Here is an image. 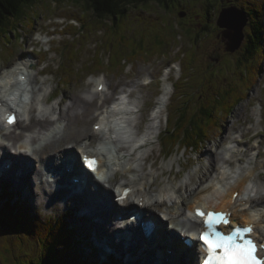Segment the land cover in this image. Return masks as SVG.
I'll return each mask as SVG.
<instances>
[{
    "label": "rangeland",
    "instance_id": "obj_1",
    "mask_svg": "<svg viewBox=\"0 0 264 264\" xmlns=\"http://www.w3.org/2000/svg\"><path fill=\"white\" fill-rule=\"evenodd\" d=\"M216 1L215 10L210 8V4L206 10L205 0H177L168 6L158 1H151L134 8L112 24L113 21L108 19L105 21H98L95 17L92 19V13L82 6H76L74 0L66 2L41 0L27 10L26 17L18 20L13 30L1 35L0 67L7 68L15 64L21 56L34 63H37L40 57L45 59L41 64H46L47 67L40 75L53 77L55 84L53 99L58 98L61 101L65 96L61 105L64 109L66 105H71L76 96H81V92L87 91L83 81L88 75L103 74L111 84V91L108 94L109 97L111 96L108 98L109 103L117 99V94L122 89H127L131 91L133 101L141 106L140 112H136L133 117L134 122L129 125V130L135 134H139L145 127L148 129L152 127L153 112L150 110L160 100L159 93L165 86L167 73L164 68H172L171 95L165 101L166 107L163 108L165 110L161 118V126L158 127L160 134L157 138L149 140L141 149L136 150V156L130 164L134 163L135 166L138 164L140 170L144 165L148 169L152 165H157V173L160 174L157 183L168 181L170 176L177 185H182L190 176H193V182H197L200 176H203V172L213 169L209 164L208 155L211 150H218L216 144L218 148L223 144L225 127L228 128L227 134L232 135L233 138L236 136L239 139V135L243 136L241 145L248 149L244 158L248 160L255 156L259 163L264 164V40L261 50L253 57L250 54L243 56L242 51L246 41L236 52L228 51L223 37L220 36L222 31L216 24L218 13L232 5L248 9L251 20L262 21L264 24V0ZM209 8L213 13L211 20L206 18L210 14ZM203 9L206 12L202 13ZM182 10L187 12L186 16L180 15L179 12ZM82 19L86 20V28L81 27ZM201 22L210 23L212 32L207 39L199 43L200 45L194 47L184 27L194 23L199 25ZM40 30L55 33L51 37L53 41L49 44L48 51L40 50L41 43L34 45L32 42V40L39 42L35 37L36 32ZM245 31L249 34V26ZM158 43L160 45H155ZM142 46L144 51H141ZM153 46H156L155 50L152 49ZM135 47L138 49L134 52H137L136 56L132 53ZM247 56L252 59L247 60ZM174 60H177L174 65L178 66L179 72L170 64ZM239 60L244 65L252 64L250 71L247 67H239L237 64ZM145 75L149 77V81L153 80L150 84H143ZM184 75H187L185 80ZM180 85L182 88H179ZM182 92L184 95H181ZM214 94L221 98L225 96L230 103H233L230 107L231 110L233 109L231 113L228 111L219 116L217 126L212 127L208 140L198 149L175 146L172 148V154L167 153L169 146L164 145L163 131L175 125L178 118L176 107L182 108L186 105L188 112L202 105L208 107L213 103L211 97ZM239 94L243 98L237 101ZM99 97L95 99L96 102L102 99ZM81 112V115L84 114L85 109L81 108ZM95 120L97 119L94 116H88V119L80 121L83 130H88L85 131V136L93 141L97 138L100 140L103 135L93 132ZM17 128L18 133L23 130L22 125ZM259 133L261 135L257 136ZM228 143L226 142L224 146L229 145ZM258 151L261 155L259 157H257ZM59 161L60 156L57 158V163ZM259 173L263 175L260 180ZM118 177L121 178L120 175ZM254 178L256 184L264 182V166L259 167ZM116 181L118 180L114 179L112 187ZM197 185L192 184L193 187ZM4 191L11 195V199H7L4 194L0 195V264H43L44 252H47L48 246L50 248L47 241L52 242V234L57 232V221L60 225L66 221L71 229L72 235L67 240L71 245L65 239L62 241L64 246L66 244L71 246L66 251L70 259H81L85 264H123L118 260L119 256L109 258L107 254L103 252L101 254L92 247L85 234L88 233V228L93 229V227H89V221L80 215L83 206L78 205V209L75 207L76 204H66L64 199L59 208L47 202L43 205L34 204L33 198H30L26 204L11 189L6 187ZM7 201L14 204L13 207L10 205L7 208ZM75 202L79 204L77 200ZM33 205L35 207L30 208ZM34 217L48 219L40 233L36 232L35 228L29 229L28 222ZM44 243H47L46 247ZM9 257L10 261H8ZM135 261H139L138 257ZM131 262L134 263L132 260Z\"/></svg>",
    "mask_w": 264,
    "mask_h": 264
},
{
    "label": "bare ground",
    "instance_id": "obj_2",
    "mask_svg": "<svg viewBox=\"0 0 264 264\" xmlns=\"http://www.w3.org/2000/svg\"><path fill=\"white\" fill-rule=\"evenodd\" d=\"M15 22L17 23V21ZM34 64L36 62L32 65ZM103 82L106 83L107 91L96 93L91 101L82 99L81 96H76L66 109L61 107L65 99L60 101L58 106L59 120L64 124V128L62 131L54 128L52 134L49 135L51 138L42 147H31L28 140H23L24 133L27 131L35 133L37 140L46 138L44 137L46 131L52 128L50 121L36 120V122H33L32 120L27 127L22 126L23 130L20 133L17 132V127L21 125L20 121H18L17 127L13 126L14 130L11 133L6 132L7 134L4 132L3 124L0 122V139L7 141V143L0 144V172L3 179L16 189L17 197L22 198L26 204H28L30 198H33L34 204L40 203L43 205V203L47 202L56 208L61 207L63 197L67 196L69 192L63 187L56 189L55 183L63 185L67 181V175L59 176L55 182L50 181L49 176L59 168L57 163L58 156L72 155L78 162L79 152L77 149H81L83 153L90 152L89 148L92 140H88V137L85 136L88 130L86 129V132L83 130L84 128H82L80 123L82 119L86 120L88 116H94V118L97 117L98 119L101 114H104L100 121H105V118H108L107 128L114 133H116L115 128L124 127V122H126L125 114L130 109L128 104H121L118 110L113 109V111L107 112L108 109H102L100 114L96 112V110L103 108L104 104L99 107L95 99L99 96H101L99 98L106 99L111 97L108 95L111 91V84L108 82L107 77H104ZM169 95V92L164 95L163 105L166 104L165 101L169 99ZM81 108L85 109V113L82 115ZM143 121H140V123ZM151 128H154V126ZM224 132L223 144L219 148L218 144H216L218 152L211 150L208 155L209 164L213 169L203 172V176H200V180L197 182H193V176H190L184 180L182 185L175 184L171 176L168 181L164 183L159 181L157 183L156 180L160 176L157 173V165H152L150 169L144 165L140 170L137 167L138 164L136 166L134 163L130 164L136 156V149L133 150L132 146L128 145V141L125 140L126 137H119V139L118 137L110 136L112 134H109V132H105L103 134L105 136L104 142L109 144V146L104 144L103 147L113 150L115 146L112 143H115L118 148V156H116L115 161H120L116 165L120 164L123 168L121 167L118 171L113 172L112 166L107 159L106 167L103 169L106 172V176L101 181H98L94 174L93 176L85 177L86 185L94 183L95 179L98 181L96 182L99 185L97 192H93V190L87 191L86 187H84L82 195H70L65 202L66 204H76L75 207L78 209V205L84 207L83 210L86 213H81L80 215L83 219L86 218L89 221V227H93V229L88 228V233L85 234L92 247L98 252H103L104 250L106 253H112L110 257L118 254V260L123 264H192V259L186 258L187 249L182 241L183 238H192L195 241L194 255H197V251L199 253L201 244L196 234L203 229V225L199 220L192 219L194 209L199 205L214 209H233V217L239 222H255L259 237L264 239V237L260 236L261 230L264 229V182L261 181L256 184L254 178L259 167L261 165L264 166V164L259 163L255 156L248 160L244 158L248 153V149L243 148L241 145L242 135H239V139L236 136L233 138L232 135L227 134V127H225ZM226 142H229V149L224 146ZM35 143L36 140H33L32 144ZM84 144H87V146H84ZM225 148L227 149L226 152ZM228 152H230L231 156L228 155ZM35 160L37 163H35ZM10 162H12L10 168L5 166L6 163ZM47 164L54 171L45 172ZM82 164L84 163L82 162ZM78 169L82 171L83 168L78 167ZM262 176V173H259L258 179L260 180ZM114 179L118 181L112 187L111 184H113ZM106 183L109 185L107 186ZM192 184L198 185L193 187ZM126 186L134 188L131 196L135 195L134 198L139 200V203H145L146 200L151 201V205L143 207L145 209L142 210L157 226L156 239L150 244L145 240L142 244L140 235L128 244L123 241H117L113 236L118 228L116 223L112 222L113 213L115 211L121 213L130 205V197L122 204L115 199V196L118 197L120 191ZM183 188L185 189L184 192ZM116 190L119 193L116 194ZM236 191H239V197L233 199V194ZM96 197L101 198V204L97 202ZM76 200L79 204L75 202ZM174 206L175 208H173ZM129 207L132 206L130 205ZM109 222H112V226L108 224ZM133 226L135 225L133 224ZM91 233L93 236H91ZM170 236H173L171 242H169ZM166 249H171L172 252L169 253ZM136 257H138L139 261H135ZM166 257H169V259H165Z\"/></svg>",
    "mask_w": 264,
    "mask_h": 264
},
{
    "label": "trees",
    "instance_id": "obj_3",
    "mask_svg": "<svg viewBox=\"0 0 264 264\" xmlns=\"http://www.w3.org/2000/svg\"><path fill=\"white\" fill-rule=\"evenodd\" d=\"M39 1L41 0H0V37L5 32L8 33L11 30H13L16 27L15 21H18L21 18L26 17L27 10L29 8H33L35 4H37ZM56 1L66 2L69 0H56ZM151 1H158L160 4L162 3V5L164 4L168 6L171 5L172 2L175 3L177 0H172V2L170 0H78V1L74 0L76 6H82L83 8L86 9V11L92 13V19L93 17H95L96 20L98 21L100 20L105 21L108 19L110 21H113L112 24H114L115 21L120 20L123 16H126L127 13L134 10V8H139L140 5L150 3ZM215 1L216 0H205L206 10L209 4H210V8L215 10V8H217V6H215L217 4V1L216 2ZM210 8L208 9L210 14L206 17L207 20H211L212 18L213 13L212 10L210 12ZM206 10L203 9L202 13L206 12ZM179 13H186L187 15V12L185 10H182ZM82 21L83 24L81 27L86 28L87 27L86 20L82 19ZM250 26H251L250 31L247 36V39H245L246 42L243 46L242 52H243V56L250 54L251 57H253L254 54L258 53L262 48L261 46L264 40V24L262 21L258 22L257 20L252 19L250 22ZM184 29L186 34L188 35L190 42H192V45L195 47L197 45H200L199 43L202 40L208 38L207 36L210 35V32H212L211 31L212 25L210 23L201 22L199 23V25L198 23L189 24V26L188 27L185 26ZM177 40H175V43H177ZM155 45H160V43ZM152 49L155 50L156 46H153ZM136 50H138L137 47H135V50L132 51L134 56L137 55L136 54L137 52L134 53ZM142 50L143 51L145 50L143 49V46L141 51ZM144 53L146 54V52ZM248 59H252V58H249L247 56V60ZM237 64L239 67L241 66L247 67L249 71L252 65V64L248 65V63H245L244 65L241 62V60H239ZM186 77L187 75H184L183 79L185 80ZM179 88H182V85H180ZM183 93L184 92H182L181 95H184ZM241 96L239 94L237 101H239L240 98H243ZM211 99L213 103H210L208 107L207 106L204 107L202 105L200 108L197 107L194 111L191 112H188L187 110L188 107L186 105H184L182 108L176 107V110L178 111V118L174 123L175 125L165 132L163 138L165 147L169 146L167 153L172 154L173 153L172 148H174L175 146H179V148H186V149H198L201 146V144L205 143L206 140H208L209 133L212 127L217 126L216 122L219 119V116L223 115L222 113L226 114V112L228 111L231 113V111L233 110V109L231 110L230 108L233 106V103H230L229 99L225 98V96H222L221 98L218 96L216 97L214 94V96L211 97ZM10 205L11 207H13L14 204H10L9 202L6 203L7 208H9ZM8 218H10V216H8ZM47 220L48 219L42 220L37 217H34L31 219L30 222H28L29 229L32 230L33 228H35L36 232L40 233L41 228L44 225L46 226L45 222H47ZM52 235H53V241L52 242L47 241V243L50 244V248L48 246L47 252H44L45 255L43 258L44 260L43 264H85L84 261H82L81 259H77V258L70 259L69 258L70 256L68 257V255H66L67 254L66 251L71 248V246H69L71 245V243H69V241L67 240L68 237L72 235L71 229L69 225L66 223V221H64L62 225H60L59 222L57 221V232L53 233ZM64 239L67 241L69 245L66 244V246H64L62 244V241ZM39 241L41 242L40 239ZM47 243L46 244L44 243L45 247L47 246ZM8 261H10V257ZM16 262L17 260L15 261V263Z\"/></svg>",
    "mask_w": 264,
    "mask_h": 264
},
{
    "label": "clouds",
    "instance_id": "obj_4",
    "mask_svg": "<svg viewBox=\"0 0 264 264\" xmlns=\"http://www.w3.org/2000/svg\"><path fill=\"white\" fill-rule=\"evenodd\" d=\"M35 39L41 42L44 51H48L49 38L47 36L37 33ZM33 63L34 61L24 60L17 61L10 68L0 67V113L14 109L20 124L24 127H27L32 120H47L51 122L53 128L62 131L64 124L59 120L60 100L51 98L55 88L53 77L39 74L47 67L46 64L33 68ZM173 68L179 72L177 65H173ZM103 81V74L88 75L83 81V86L87 91L80 93L82 99L91 101L96 93L104 89ZM67 107L69 105L65 106ZM8 119L11 121L10 116ZM50 138L49 136L37 140L35 133H29L26 136L30 146L35 148L42 147ZM33 140H36L35 144H32ZM4 143L7 141L0 139V144ZM96 151L102 153L105 149L103 146H98ZM260 236L264 237V229L261 230ZM261 243H264V239Z\"/></svg>",
    "mask_w": 264,
    "mask_h": 264
},
{
    "label": "snow or ice",
    "instance_id": "obj_5",
    "mask_svg": "<svg viewBox=\"0 0 264 264\" xmlns=\"http://www.w3.org/2000/svg\"><path fill=\"white\" fill-rule=\"evenodd\" d=\"M197 214L204 215L199 209ZM223 214L208 213L205 219V223L209 229H212L214 225L221 223ZM227 223L228 221L224 220ZM251 229H237L232 235L225 236L223 233L215 232L214 239H210V233H205L206 242L209 243V262L208 264H264V261H260L254 255L255 245L251 240H246L245 243H236V238L243 233L250 232ZM213 247H221L224 249V253L221 256H217L213 253Z\"/></svg>",
    "mask_w": 264,
    "mask_h": 264
},
{
    "label": "water",
    "instance_id": "obj_6",
    "mask_svg": "<svg viewBox=\"0 0 264 264\" xmlns=\"http://www.w3.org/2000/svg\"><path fill=\"white\" fill-rule=\"evenodd\" d=\"M180 15H186V13ZM248 21V12L243 8L232 5L221 10L217 24L222 29V37L228 51L235 52L242 46Z\"/></svg>",
    "mask_w": 264,
    "mask_h": 264
},
{
    "label": "flooded vegetation",
    "instance_id": "obj_7",
    "mask_svg": "<svg viewBox=\"0 0 264 264\" xmlns=\"http://www.w3.org/2000/svg\"><path fill=\"white\" fill-rule=\"evenodd\" d=\"M225 4H227V3H225Z\"/></svg>",
    "mask_w": 264,
    "mask_h": 264
}]
</instances>
